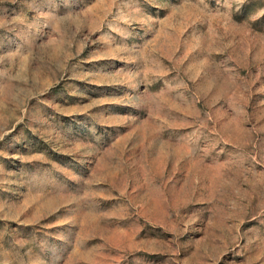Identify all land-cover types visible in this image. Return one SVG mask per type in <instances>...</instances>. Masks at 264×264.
Wrapping results in <instances>:
<instances>
[{"label": "rangeland", "instance_id": "1", "mask_svg": "<svg viewBox=\"0 0 264 264\" xmlns=\"http://www.w3.org/2000/svg\"><path fill=\"white\" fill-rule=\"evenodd\" d=\"M0 264H264V0H0Z\"/></svg>", "mask_w": 264, "mask_h": 264}]
</instances>
